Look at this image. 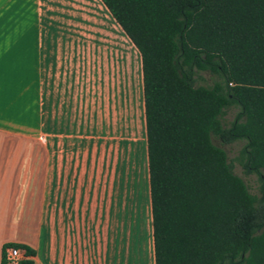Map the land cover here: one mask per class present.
<instances>
[{"label": "trees", "instance_id": "trees-1", "mask_svg": "<svg viewBox=\"0 0 264 264\" xmlns=\"http://www.w3.org/2000/svg\"><path fill=\"white\" fill-rule=\"evenodd\" d=\"M101 1L141 57L154 264H264V0Z\"/></svg>", "mask_w": 264, "mask_h": 264}, {"label": "crops", "instance_id": "crops-1", "mask_svg": "<svg viewBox=\"0 0 264 264\" xmlns=\"http://www.w3.org/2000/svg\"><path fill=\"white\" fill-rule=\"evenodd\" d=\"M57 19L71 60L50 44L41 56ZM10 24L26 32L10 45H30L49 80L35 106L49 133L30 157L0 150V264L7 243L32 248L33 264H154L139 51L101 0H0V31Z\"/></svg>", "mask_w": 264, "mask_h": 264}, {"label": "rangeland", "instance_id": "rangeland-1", "mask_svg": "<svg viewBox=\"0 0 264 264\" xmlns=\"http://www.w3.org/2000/svg\"><path fill=\"white\" fill-rule=\"evenodd\" d=\"M59 23L57 19L49 30L40 32L41 56L47 54V46L50 44L53 57L56 56L54 52L57 49L59 52L63 51L68 54V59L71 60L72 52L74 53L73 37H71L70 31H65L63 34L61 23ZM12 27L13 25L10 24L7 32L0 31V150L19 151L23 152L25 157H30L32 151H42L46 149L47 145L46 138L49 132L46 105L40 110H35V106L37 107L39 100V84L47 88L49 80L47 78L38 79L33 74L34 70H38L39 63L37 60L33 62V48L30 45H10L22 35L25 37L26 33L14 30ZM44 66L42 64V71L46 70ZM75 69L79 70L78 65ZM78 76L77 82L86 86L84 76H79L80 78ZM214 79L215 76L210 72L201 71L196 76L195 84L209 85ZM40 99L46 102L47 95L40 96ZM234 114L235 110L231 109L224 115L223 121L226 125L233 119ZM214 142L224 148L233 172L243 179L249 191L259 195L257 176L244 173L242 167L234 159L242 142L234 141L229 144H221L217 138H214ZM27 161L30 162V159H25V162Z\"/></svg>", "mask_w": 264, "mask_h": 264}, {"label": "built area", "instance_id": "built-area-1", "mask_svg": "<svg viewBox=\"0 0 264 264\" xmlns=\"http://www.w3.org/2000/svg\"><path fill=\"white\" fill-rule=\"evenodd\" d=\"M3 257L6 264H19L22 259L29 258L23 248L14 245L5 246Z\"/></svg>", "mask_w": 264, "mask_h": 264}]
</instances>
